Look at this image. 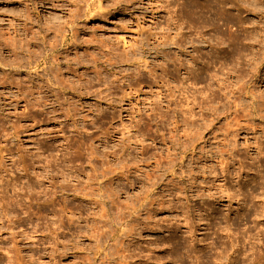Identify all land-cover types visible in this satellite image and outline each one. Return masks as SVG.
<instances>
[{
    "label": "rangeland",
    "instance_id": "374dc122",
    "mask_svg": "<svg viewBox=\"0 0 264 264\" xmlns=\"http://www.w3.org/2000/svg\"><path fill=\"white\" fill-rule=\"evenodd\" d=\"M262 51L264 0H0V264H264Z\"/></svg>",
    "mask_w": 264,
    "mask_h": 264
},
{
    "label": "bare ground",
    "instance_id": "6f19581e",
    "mask_svg": "<svg viewBox=\"0 0 264 264\" xmlns=\"http://www.w3.org/2000/svg\"><path fill=\"white\" fill-rule=\"evenodd\" d=\"M194 49H196V48L194 47ZM262 52H263V54H262V56H263L264 55V51H262ZM192 58H193V56H192ZM193 59L195 60V58H193ZM262 63H264V56L261 58L260 61H257L256 66L254 68V75L257 77V79H258V75L257 74L259 72L257 70L260 69V66H261ZM187 73H188V75H187L188 76L187 77V81H189L190 79H194V80L196 79L194 76L191 77V74L194 73V70H191V69L187 68ZM128 88L129 89H133L130 85H128ZM256 98H257V102L255 104V107L252 109V111H253L252 113H253L255 119H257L258 121H262V119H264V92L260 93L258 96H256ZM259 126H261V125H259ZM262 129L264 131V127H262ZM263 144H264L263 142L262 143L260 142V144L258 143V145L256 146L257 154L258 155H261V154L264 153V145ZM25 167L26 166H24V168ZM69 210H71V213H73V211L75 210V208L72 207V208H69Z\"/></svg>",
    "mask_w": 264,
    "mask_h": 264
}]
</instances>
